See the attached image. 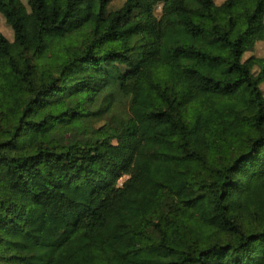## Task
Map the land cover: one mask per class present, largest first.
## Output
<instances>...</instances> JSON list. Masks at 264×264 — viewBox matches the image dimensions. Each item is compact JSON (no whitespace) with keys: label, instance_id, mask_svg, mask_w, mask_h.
Segmentation results:
<instances>
[{"label":"trees","instance_id":"1","mask_svg":"<svg viewBox=\"0 0 264 264\" xmlns=\"http://www.w3.org/2000/svg\"><path fill=\"white\" fill-rule=\"evenodd\" d=\"M111 1L0 0V264H264V0Z\"/></svg>","mask_w":264,"mask_h":264},{"label":"rangeland","instance_id":"2","mask_svg":"<svg viewBox=\"0 0 264 264\" xmlns=\"http://www.w3.org/2000/svg\"><path fill=\"white\" fill-rule=\"evenodd\" d=\"M24 5H26V1L27 0H20ZM215 4H220L223 2V0H213ZM124 0H112L109 6L110 10H115L117 8H119L122 4H123ZM160 12V8H156L155 14L159 15ZM0 32L9 40L12 41L13 40V34L11 29L6 25L3 17L0 15ZM262 51H259L260 56ZM261 89L264 93V84L261 85ZM127 177H123L120 181H119V185H121L124 180H126ZM44 203L46 205H51L60 209H64L67 207L66 202L60 198H54V199H50V200H46L44 201ZM123 244L127 247L130 246H137L139 244V239L137 237H133V236H125L123 238Z\"/></svg>","mask_w":264,"mask_h":264},{"label":"crops","instance_id":"3","mask_svg":"<svg viewBox=\"0 0 264 264\" xmlns=\"http://www.w3.org/2000/svg\"><path fill=\"white\" fill-rule=\"evenodd\" d=\"M256 49H257V52L258 51H262V52H264V44H258L257 46H256Z\"/></svg>","mask_w":264,"mask_h":264}]
</instances>
